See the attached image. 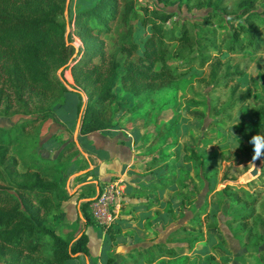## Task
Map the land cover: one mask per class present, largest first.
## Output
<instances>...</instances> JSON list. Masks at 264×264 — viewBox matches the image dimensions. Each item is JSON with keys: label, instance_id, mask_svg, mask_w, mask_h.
<instances>
[{"label": "rangeland", "instance_id": "rangeland-1", "mask_svg": "<svg viewBox=\"0 0 264 264\" xmlns=\"http://www.w3.org/2000/svg\"><path fill=\"white\" fill-rule=\"evenodd\" d=\"M94 1L66 0L64 19ZM133 3L136 18L141 17L143 7L169 13L164 27L175 35L186 25L197 40L218 45L220 40L230 41L238 31V41L249 47L229 52L223 48L220 52L208 51L206 60H201V53L196 49H185L183 57L171 52L166 62L173 72L184 70L191 61L190 65L169 87L155 92L132 96L114 84L116 97L112 106L116 117L112 124L120 125L128 136L145 138L134 145L136 158L129 177L131 192L124 197L127 201L123 206L122 201L120 204L124 221H135L112 227L114 237L109 241L119 237L116 244L105 246L106 251L95 252L98 242L91 243L92 256L98 257L96 261L91 256L74 254L77 258L66 264H106L108 259V264H120L123 258L120 253L132 249L152 257L149 263L138 264H264V156L252 160L253 145L244 135L246 131L250 137L264 136L261 124L264 118L261 110L264 109V0H254L248 10L244 9V0H134ZM206 18L204 25L196 23ZM239 26L247 31L239 33ZM253 27L256 31L248 37L246 33ZM147 30L136 22L132 40L140 43ZM104 38L111 44L112 31ZM70 45L73 57L81 42L72 36ZM60 71L56 70L55 74L67 89L72 82L65 71L61 77ZM70 100L66 107L68 117L73 113L76 98ZM60 101L59 95L55 99L50 97L49 103L45 100L43 106L49 104L50 111ZM26 106L27 111H23V105L11 102L9 112L4 114L0 110V128L6 130L3 133L6 138L13 135L14 127L21 122L38 119L24 126L21 139L9 148V154L16 159L17 171L34 170L38 165L53 162L46 158L38 140L42 107L35 108L34 101ZM152 160L156 163L144 169ZM61 164L51 168L55 181L60 178ZM59 190L51 196L54 207L45 214V224L72 242L84 229L85 219L76 210L74 230L66 231L65 222L60 220V201L64 198L61 199ZM254 197L257 199L252 201ZM126 202L141 209L130 212ZM85 209L88 214V207ZM249 212L250 216L243 219ZM92 222L101 230L109 227ZM42 241L49 242L47 237ZM157 242L171 248L173 255H162L163 251L157 256L153 248ZM34 258L46 264L47 247H41ZM6 261L5 256L0 264Z\"/></svg>", "mask_w": 264, "mask_h": 264}, {"label": "trees", "instance_id": "trees-1", "mask_svg": "<svg viewBox=\"0 0 264 264\" xmlns=\"http://www.w3.org/2000/svg\"><path fill=\"white\" fill-rule=\"evenodd\" d=\"M65 1L0 0V104L3 105L0 110L4 114L9 112L11 102L23 105V111H27L26 105L34 101L35 108L42 107L40 121L50 118L52 109L48 110L49 104L44 107V101L49 103L50 97H61L67 91L55 74L64 66L61 77L66 71L67 79L72 82L69 86L85 95L79 131L87 133L108 128L114 118L115 83L122 92L132 96L155 92L169 87L190 65L191 61L184 70L173 72L166 62L171 52L183 57L185 49H196L201 53V60H206L208 51L220 52L223 48L229 52L249 47L238 41V31L233 33L230 41L220 40L218 45L213 41L197 40L186 25L175 35L164 27L169 13L143 7L140 8L141 17L136 18L134 0H95L90 6L78 8L65 20ZM253 1L244 0V9L252 8ZM207 20L196 23L204 25ZM136 22L148 29L140 43L132 40ZM239 30V33L247 31L244 26H239ZM111 31L114 39L108 45L104 37ZM255 31L256 27L250 28L246 35L251 37ZM72 36L81 42V48L73 57ZM78 99L80 104L79 94ZM261 110L264 117V109ZM37 120L21 122L8 138L3 136L6 130L0 128V260L5 256L8 258L4 264H40L34 255L43 246L48 251L46 264H66L77 258L74 254L89 255L84 231L70 242L45 224V214L54 207L51 196L59 190L58 180L52 178L50 171L60 163L62 152L69 149H62L46 166L38 165L34 170L23 171L16 170V159L9 154V148L24 134V126ZM261 124L264 125V118ZM244 135L246 139H252L248 132ZM155 163V160L149 161L144 167L150 168ZM159 186L163 187L162 184ZM233 196L239 199L235 192ZM254 199L257 197L252 201ZM86 205H82L84 228L93 224ZM114 221L106 229L110 238L114 237L111 230ZM43 237L48 238L47 244L43 243ZM153 248L157 256L163 251L162 255L167 256L174 253L159 242L154 243ZM120 254L123 256L120 264L149 263L152 259L135 249Z\"/></svg>", "mask_w": 264, "mask_h": 264}, {"label": "crops", "instance_id": "crops-1", "mask_svg": "<svg viewBox=\"0 0 264 264\" xmlns=\"http://www.w3.org/2000/svg\"><path fill=\"white\" fill-rule=\"evenodd\" d=\"M78 94L81 96L80 104ZM71 97H75L76 100L73 113L68 117L66 107L71 103ZM84 99L85 96L81 90L71 87L67 88V91L61 96V101L52 110L51 117L43 120L38 129L40 148L47 159L53 160L62 149H69L62 152L60 178L58 177L59 189L64 198L60 201L62 207L60 220L65 222L66 231L74 230L72 223L78 217L76 210H78V215H80L82 212L81 206L86 203L88 207L89 201L108 182L118 184L123 206L124 201H127L124 200V197L126 196L127 198L131 192L129 177L132 176L130 171L134 168L132 167V163H135L133 158H136L133 151L134 145H136L137 141L139 143L140 140H145L143 136H128L130 134H126L125 132L127 131L122 129L120 125L113 124L108 128L81 133L79 131V122ZM126 203L127 210L130 212L141 209V206L137 207L132 202ZM121 212L122 207H120L113 219V221L115 220L113 224L115 228L124 226V224L129 225L135 221L129 219L128 223L125 222ZM66 231L63 233H66ZM81 231H84L87 235L88 258L91 256L92 261H96L98 257L95 259V256H92L91 243L97 244L98 242L96 247L98 250L95 249L94 251L103 252L107 250L105 246L110 243L116 244V239L119 237L117 236L109 241L110 237L106 229H98L94 227V224L86 226ZM85 262L87 263L88 261L86 260Z\"/></svg>", "mask_w": 264, "mask_h": 264}, {"label": "built area", "instance_id": "built-area-1", "mask_svg": "<svg viewBox=\"0 0 264 264\" xmlns=\"http://www.w3.org/2000/svg\"><path fill=\"white\" fill-rule=\"evenodd\" d=\"M120 196L118 184L112 182L104 184L99 193L88 204L89 218L97 222L98 225L108 227L120 208Z\"/></svg>", "mask_w": 264, "mask_h": 264}, {"label": "clouds", "instance_id": "clouds-1", "mask_svg": "<svg viewBox=\"0 0 264 264\" xmlns=\"http://www.w3.org/2000/svg\"><path fill=\"white\" fill-rule=\"evenodd\" d=\"M250 143L253 145L254 155L252 160L255 161L264 156V136L259 134L252 137Z\"/></svg>", "mask_w": 264, "mask_h": 264}, {"label": "water", "instance_id": "water-1", "mask_svg": "<svg viewBox=\"0 0 264 264\" xmlns=\"http://www.w3.org/2000/svg\"><path fill=\"white\" fill-rule=\"evenodd\" d=\"M63 67H64V66L60 67L59 69L62 70Z\"/></svg>", "mask_w": 264, "mask_h": 264}]
</instances>
